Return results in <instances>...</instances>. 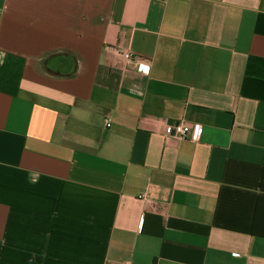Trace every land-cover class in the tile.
<instances>
[{
    "label": "crops",
    "instance_id": "crops-1",
    "mask_svg": "<svg viewBox=\"0 0 264 264\" xmlns=\"http://www.w3.org/2000/svg\"><path fill=\"white\" fill-rule=\"evenodd\" d=\"M0 264H264V0H0Z\"/></svg>",
    "mask_w": 264,
    "mask_h": 264
},
{
    "label": "built area",
    "instance_id": "built-area-1",
    "mask_svg": "<svg viewBox=\"0 0 264 264\" xmlns=\"http://www.w3.org/2000/svg\"><path fill=\"white\" fill-rule=\"evenodd\" d=\"M126 60L132 62L137 71L145 69L144 59L139 55L134 54L130 50L123 52ZM148 68V67H147ZM110 123H108V126ZM203 125L200 123L189 124L185 121L174 124H167L165 127V134L167 137H175L177 139H190L192 141H200L203 135Z\"/></svg>",
    "mask_w": 264,
    "mask_h": 264
}]
</instances>
